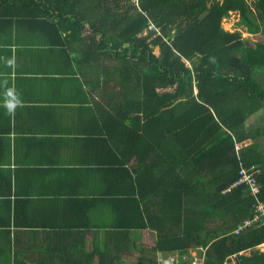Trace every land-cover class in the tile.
Wrapping results in <instances>:
<instances>
[{
	"label": "trees",
	"instance_id": "1",
	"mask_svg": "<svg viewBox=\"0 0 264 264\" xmlns=\"http://www.w3.org/2000/svg\"><path fill=\"white\" fill-rule=\"evenodd\" d=\"M24 1L0 0V7H12L17 16ZM95 1L94 16L90 11L81 16L90 22L88 38L98 34L88 45L96 48L101 74L114 73L123 99L115 106L121 118H110L108 134L115 132L123 151L146 160L154 174L147 195L152 209L145 214L139 207L125 224L155 231L154 243L144 249L149 252L139 254L136 264H160L157 252L188 264L192 251L202 264H222L225 256L247 247L251 251L241 255L242 262L264 264V250L254 248L264 240V225L235 232L240 221L253 216L254 200L264 202V117L254 124L247 119L264 107V41L222 25L223 17L237 11L238 24L264 33V0ZM31 2L32 18L56 23L48 17L50 9H60L58 0ZM68 10V35L81 38V12ZM149 21L159 33L147 29ZM111 80L103 77V88ZM236 142H243L238 154ZM240 162L254 165L257 197L245 183L232 185ZM100 264L119 261L101 257Z\"/></svg>",
	"mask_w": 264,
	"mask_h": 264
},
{
	"label": "crops",
	"instance_id": "2",
	"mask_svg": "<svg viewBox=\"0 0 264 264\" xmlns=\"http://www.w3.org/2000/svg\"><path fill=\"white\" fill-rule=\"evenodd\" d=\"M58 1L54 25L32 18L31 0L17 16L0 7V264H136L155 231L125 224L149 212L154 174L107 131L123 99L88 45L98 34L81 16L98 3ZM68 7L81 12V38L68 35Z\"/></svg>",
	"mask_w": 264,
	"mask_h": 264
},
{
	"label": "built area",
	"instance_id": "3",
	"mask_svg": "<svg viewBox=\"0 0 264 264\" xmlns=\"http://www.w3.org/2000/svg\"><path fill=\"white\" fill-rule=\"evenodd\" d=\"M137 2V0H134ZM147 29H153L156 33H159V27L156 26L152 21L148 22ZM145 31V30H144ZM243 142H236L235 148L236 153H239L240 148L242 147ZM254 165L250 167H246L242 162H240V167L238 170L239 176L233 181L232 185L245 183L249 187V191L251 194L254 195V197H257V192L259 191V182L256 179V176L253 174V168ZM254 214L252 217H247L240 221L237 226L235 227V232H240L242 229L248 228L251 226L256 225H264V202L260 199H255L254 203ZM256 248L260 250H264V240L260 241L255 245ZM249 248H244L239 251L232 252L225 256L223 259L222 264H244L242 262L241 255L248 254ZM194 257L190 259V263L188 264H202L201 259L196 256V254H193ZM157 260L160 264H181L177 262V257L175 256H169V257H163L158 256Z\"/></svg>",
	"mask_w": 264,
	"mask_h": 264
},
{
	"label": "rangeland",
	"instance_id": "4",
	"mask_svg": "<svg viewBox=\"0 0 264 264\" xmlns=\"http://www.w3.org/2000/svg\"><path fill=\"white\" fill-rule=\"evenodd\" d=\"M248 1L249 2H252V0H248ZM238 18H239V15H238L237 11H230L229 12V15L226 16V17H223V19H222V25H223V27L226 28V29H230V30H233L235 28H239L240 31H241V35L244 38H250L252 40L253 39H260V40L264 41V33H260V32H257V33L248 32L245 29L244 26H242V25H240V24L237 23ZM154 51L155 52H158V46H154ZM260 115L264 117V107L263 108H260L256 112L255 115L254 114H251L247 119H248V121L250 123L254 124L257 121L258 116H260ZM263 138H264V136H263ZM260 251H262V250H260Z\"/></svg>",
	"mask_w": 264,
	"mask_h": 264
},
{
	"label": "clouds",
	"instance_id": "5",
	"mask_svg": "<svg viewBox=\"0 0 264 264\" xmlns=\"http://www.w3.org/2000/svg\"><path fill=\"white\" fill-rule=\"evenodd\" d=\"M232 183H233V182H232ZM236 185H237V184H236ZM258 243H259V242H258ZM255 245H256V244H255ZM255 245H254V248H256ZM247 248H249V253H250L251 248H250V247H247ZM262 251H263V250H262ZM249 253H248V254H249Z\"/></svg>",
	"mask_w": 264,
	"mask_h": 264
},
{
	"label": "bare ground",
	"instance_id": "6",
	"mask_svg": "<svg viewBox=\"0 0 264 264\" xmlns=\"http://www.w3.org/2000/svg\"><path fill=\"white\" fill-rule=\"evenodd\" d=\"M234 233V232H233Z\"/></svg>",
	"mask_w": 264,
	"mask_h": 264
}]
</instances>
